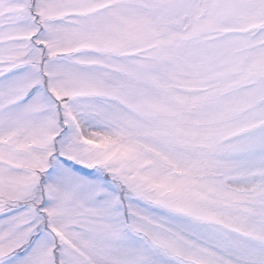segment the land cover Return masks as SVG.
I'll return each instance as SVG.
<instances>
[{"label": "snow or ice", "instance_id": "snow-or-ice-1", "mask_svg": "<svg viewBox=\"0 0 264 264\" xmlns=\"http://www.w3.org/2000/svg\"><path fill=\"white\" fill-rule=\"evenodd\" d=\"M0 264H264V0H0Z\"/></svg>", "mask_w": 264, "mask_h": 264}]
</instances>
